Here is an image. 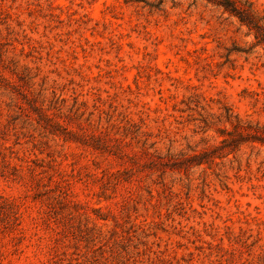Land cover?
I'll list each match as a JSON object with an SVG mask.
<instances>
[{
  "label": "rangeland",
  "instance_id": "1",
  "mask_svg": "<svg viewBox=\"0 0 264 264\" xmlns=\"http://www.w3.org/2000/svg\"><path fill=\"white\" fill-rule=\"evenodd\" d=\"M238 119L264 45L207 1L0 0V264H264Z\"/></svg>",
  "mask_w": 264,
  "mask_h": 264
},
{
  "label": "trees",
  "instance_id": "2",
  "mask_svg": "<svg viewBox=\"0 0 264 264\" xmlns=\"http://www.w3.org/2000/svg\"><path fill=\"white\" fill-rule=\"evenodd\" d=\"M160 1L161 3L164 2V0ZM205 1L222 9L224 13H228L230 16L236 17L241 25L246 26L249 30V33L254 35L256 45H264V15L261 16L254 8L253 3H251L249 0ZM151 5L154 6V4ZM235 132L236 134L232 138L233 142L242 140L260 142L264 144V126L259 124L254 125L252 123H242L238 119L235 125ZM217 149H219V146H216L213 151H217Z\"/></svg>",
  "mask_w": 264,
  "mask_h": 264
}]
</instances>
